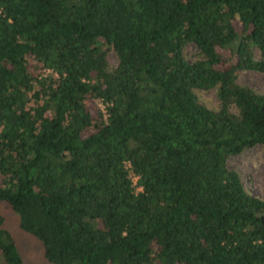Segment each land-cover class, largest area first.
Listing matches in <instances>:
<instances>
[{"label": "trees", "instance_id": "trees-1", "mask_svg": "<svg viewBox=\"0 0 264 264\" xmlns=\"http://www.w3.org/2000/svg\"><path fill=\"white\" fill-rule=\"evenodd\" d=\"M245 70L264 0H0V201L49 264H264V197L228 165L264 145Z\"/></svg>", "mask_w": 264, "mask_h": 264}, {"label": "rangeland", "instance_id": "rangeland-1", "mask_svg": "<svg viewBox=\"0 0 264 264\" xmlns=\"http://www.w3.org/2000/svg\"><path fill=\"white\" fill-rule=\"evenodd\" d=\"M109 63L115 65L116 55L109 52ZM239 81L251 86L258 91H264V73L245 70L239 74ZM200 97L210 106L217 101L215 89L198 91ZM101 106L97 99L89 100V107ZM231 168L238 170L243 178V184L252 194L264 197V145H256L251 149L243 151L228 160ZM0 213L5 221L4 226L10 231L25 264H49L43 258L42 246L32 236L22 231L18 220L11 207L0 201Z\"/></svg>", "mask_w": 264, "mask_h": 264}]
</instances>
